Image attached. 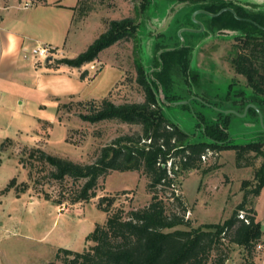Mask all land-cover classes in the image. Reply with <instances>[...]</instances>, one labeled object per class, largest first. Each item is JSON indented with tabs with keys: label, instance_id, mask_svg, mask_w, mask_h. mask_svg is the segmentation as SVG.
Segmentation results:
<instances>
[{
	"label": "rangeland",
	"instance_id": "obj_1",
	"mask_svg": "<svg viewBox=\"0 0 264 264\" xmlns=\"http://www.w3.org/2000/svg\"><path fill=\"white\" fill-rule=\"evenodd\" d=\"M69 1L76 4V15L66 46L60 47V54H56L55 59H77L109 29L113 21L131 19L138 25V32L134 38L102 50L94 61L75 71L82 83L80 98L65 96L58 100L57 107L48 103L45 110L34 109L32 114L44 120L36 118L32 125L27 119L11 121L8 134L13 139L18 136L15 126L32 129L27 130L28 134L22 138L6 141L5 151L0 155L4 163L0 165V187H4L7 180L17 178V186L0 197L3 202L0 207L4 210L0 208V264H50L56 261L60 248L83 252L93 244L87 241L88 235L107 220L108 213L102 209L108 206V200L104 201L101 209L99 202L102 197L114 200L109 207L111 212L120 209L127 213L149 205L152 197L148 188L150 180L142 172H110L99 179L96 198L74 203L75 191L81 188L84 180L56 181L51 176L52 167L29 157L33 149L40 148L47 154L88 165L96 162L101 150L118 137L138 136L142 129L139 125L120 121L90 123L81 115L90 113L93 104L99 106L104 100L116 105L144 102L145 93L137 81V67L140 64L145 66L152 79L156 56L153 45L157 41L170 46L189 44L191 69L201 73L198 86L190 79L186 81L178 69L174 70L173 91L182 99L178 102L189 104L190 110L174 103L165 108L166 116L189 134L192 142L204 141V125L199 116L204 115L207 122L217 118L214 109L195 102L196 98L216 109L237 113L226 114L230 115L229 133L233 144L256 141L264 131L259 116L249 113L241 116L248 105H254V93L247 79L238 74L232 64L241 51L234 39L239 32L211 31L205 37L190 36L186 41L182 34L185 33L186 37L187 31L181 35L179 31L200 30L201 22L192 17L194 22H199L200 29L193 26L189 21L193 7L182 6L174 13L168 29L161 33L175 7L171 0H150V4L147 0ZM250 2L258 6L257 10H264V0ZM158 33L164 34L163 38L157 39ZM57 64L55 61L52 65ZM158 99H164L161 86ZM261 112L264 119V106ZM9 121L2 120L4 124H9ZM8 155L10 158H6ZM262 162L263 157L254 152L238 162L236 151L227 149L212 153L200 162L199 169L186 171L178 177L176 195H180L185 204V219L190 222L189 227L179 226L178 229H206L222 224L243 203L246 204L245 211H240L238 217L246 219L254 215L261 223L262 239L251 251L225 239L222 246L213 252L208 264H218L219 255L226 258L224 264H264V251L258 249V244L264 242V187L258 196L251 193L259 185L255 173ZM17 164L23 174L18 171ZM18 185H24L26 190L17 193ZM162 196L173 211L182 214L171 190L163 192ZM58 201L63 203L58 204Z\"/></svg>",
	"mask_w": 264,
	"mask_h": 264
},
{
	"label": "trees",
	"instance_id": "obj_2",
	"mask_svg": "<svg viewBox=\"0 0 264 264\" xmlns=\"http://www.w3.org/2000/svg\"><path fill=\"white\" fill-rule=\"evenodd\" d=\"M171 2L175 7L181 4L193 7L192 14L197 10L216 14L224 8H232L235 11L224 12L218 17L198 14L195 20L205 26V31L186 32V37L185 33L182 37L187 41L190 36L205 37L211 31L239 32L234 39L241 51L232 60V64L236 72L247 79L248 86L254 93L252 102L261 110L264 106V10H257L258 6L250 0ZM148 3L150 4V0H147ZM192 14L190 23L200 29L192 20ZM138 28L131 19L113 21L109 29L101 34L85 53L77 59L60 60L58 64L80 68L85 63L94 61L102 50L119 41L134 38ZM163 36L164 34H159L156 38L161 39ZM153 46L156 56L153 59L155 69L151 73L152 79L148 76L145 66L140 64L137 67V81L144 90V102L116 105L110 100H104L99 106L93 104L90 113L81 115L83 120L90 123L120 121L139 125L142 129L138 136L118 137L101 150L96 162L88 165L47 154L40 148H35L30 153V160H41L44 166L53 168L51 176L56 181L84 180L81 188L75 191L74 203L88 202L96 198L99 179L113 171L142 172L150 180L148 188L152 197L148 206L127 213L120 209L111 212L109 207L114 200L102 197L99 206L102 209L104 201L108 200V206L102 209L108 216L104 225H97L88 235L87 241L93 244L83 252L60 248L56 261L50 264H208L213 252L222 246L225 239H229L232 244L243 246L248 251L262 239V226L254 215L246 219L238 217L240 211H245V203L239 205L232 217L222 224L211 225L206 229H178L179 226H190L189 220L185 219V204L180 195H176L178 177L186 171L199 169L201 157L208 151L216 153L233 149L237 153L238 162L252 152L262 156V165L255 173L259 185L251 191L255 196L260 194L264 187V131L256 141L242 145L233 144L229 133L230 115L196 98L195 102L214 109L217 118L213 122H207L204 115L199 116L204 125V141L192 142L190 135L165 113L168 105L182 100L173 91L174 70L178 69L186 81L190 79L199 86L201 73L191 69V47L187 43L170 46L164 41H157ZM160 86L164 93L163 100L158 99ZM232 88L231 85L230 89ZM180 106L190 110L189 104ZM248 113L258 116L253 108H250ZM15 186L17 179L13 178L2 193ZM16 190L19 193L26 189L24 185H18ZM167 190L172 191L182 214L173 211L171 205L168 206L167 199L162 196ZM57 203L62 204L63 201ZM225 261L226 258L219 255L218 264H224Z\"/></svg>",
	"mask_w": 264,
	"mask_h": 264
},
{
	"label": "crops",
	"instance_id": "obj_3",
	"mask_svg": "<svg viewBox=\"0 0 264 264\" xmlns=\"http://www.w3.org/2000/svg\"><path fill=\"white\" fill-rule=\"evenodd\" d=\"M26 3L31 6L25 7ZM75 6L69 0H0V155L5 151L6 141L22 138L32 129L15 126L18 136L11 138L8 130L13 119H27L32 125L36 118L44 120L33 115L34 109L45 110L48 103L57 107L58 100L65 96L80 98L82 83L75 73L78 68L62 63L52 65L63 60L55 59L56 55L51 62L32 54L42 43L56 48L57 55L60 54V47L66 46L73 26ZM7 119L9 124H4L2 120ZM0 161L2 166L4 163ZM17 167L23 174L19 164ZM13 178L0 187V197ZM2 203L0 200L1 206Z\"/></svg>",
	"mask_w": 264,
	"mask_h": 264
},
{
	"label": "water",
	"instance_id": "obj_4",
	"mask_svg": "<svg viewBox=\"0 0 264 264\" xmlns=\"http://www.w3.org/2000/svg\"><path fill=\"white\" fill-rule=\"evenodd\" d=\"M182 6H185V5H184V4H181V5H178V6L175 7L174 11L172 12L171 17H169V19H168L167 27H166L165 30H163L161 33H163L164 31H166V30L168 29L169 25L171 24V22H172V20H173V17L175 16L174 13H176V11H178V9H179L180 7H182ZM178 7H179V8H178ZM227 11H230V12H232V13H235V11H234L232 8H224V9H222L221 11H219V12L216 13V14H212V13H209V12L204 11V10H198V11H196V12L193 14L192 17H193V19H195V17H196L198 14H206V15H209L210 17H218V16H220L221 14H223L224 12H227ZM197 23H199V22H197ZM199 25L201 26V29H200V30L182 29L181 31H179V35H181L183 31H187V32H202V31L204 30V26H203L202 23H199ZM158 29H159V28H158ZM159 30H161V29H159ZM158 34H159V33H158ZM52 59H53V58H49V59H47V60H48V61H51ZM180 104H185V103H184V102H175V103H174V105H180ZM250 108H253V109H255V110L257 111L258 116H259V119H260V125H261L262 129L264 130V119H263V114H262L261 110H259V108H257V106H255V105H253V104L248 105V106L246 107V109H245V113H244L243 115H241V116H242V117H243V116H246ZM221 111H223V110H221ZM223 112H224L225 114H234V115L237 114L235 111H231V110L223 111Z\"/></svg>",
	"mask_w": 264,
	"mask_h": 264
},
{
	"label": "built area",
	"instance_id": "obj_5",
	"mask_svg": "<svg viewBox=\"0 0 264 264\" xmlns=\"http://www.w3.org/2000/svg\"><path fill=\"white\" fill-rule=\"evenodd\" d=\"M30 6H31L30 3H26V5H25V7H30ZM32 54L36 58L45 60V59L55 57V55L57 54V50H56V48L46 44V45H40V46L36 47L35 49H33ZM211 154H212V152L208 151L207 153H205L201 157V159L204 161ZM241 218H242V216H241ZM258 249L264 251V242L258 244Z\"/></svg>",
	"mask_w": 264,
	"mask_h": 264
}]
</instances>
